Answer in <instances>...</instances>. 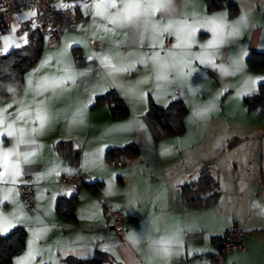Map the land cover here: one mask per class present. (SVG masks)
Wrapping results in <instances>:
<instances>
[{
	"label": "crops",
	"instance_id": "1",
	"mask_svg": "<svg viewBox=\"0 0 264 264\" xmlns=\"http://www.w3.org/2000/svg\"><path fill=\"white\" fill-rule=\"evenodd\" d=\"M233 1L236 11L228 15L224 7L207 10L204 0H117V8L102 7L101 16L96 15L94 6H103L108 0L55 1L69 7V27L60 36L59 45L44 46L37 65L24 72L23 91L0 103V120L9 124L15 121L16 131V137L0 140V211L9 214L13 222L21 220L27 231L25 248L13 260L24 256V264H67L68 256L89 257L107 248V264H211V254L219 249L222 232L237 225L248 232L245 250L228 254L227 261L264 264L263 209L259 204L243 205L233 198L226 199L220 183L226 167L235 175L239 172L237 165H217L230 160L222 158L223 152L216 144L229 143L233 135H206L203 128L200 132L195 128L190 139L181 132L156 141L145 119L150 97L161 106L180 97L192 112L195 127L207 130L209 126L238 122L241 113L231 110L232 102L244 103V94L257 87L249 81L264 77V69H248L245 62L251 50L264 52V0ZM130 4L137 5L139 19H129ZM149 4H155L159 12H152ZM121 10L122 15H116ZM29 12L24 10L22 18H28L24 14ZM218 13L227 15L212 23L210 18ZM181 22L198 30L193 42L199 46L181 43L174 48L178 42L173 39L172 47L162 50L177 54L167 60L175 59L179 74L169 77L167 63L157 66L149 57L161 51L152 45L171 36L163 29L171 24L178 31L184 27ZM12 24L15 26V20ZM217 25L218 31L212 33ZM25 33L22 30L9 36H20L24 41ZM88 37L101 44L90 46ZM185 53L200 54L211 63L201 64L195 55L188 58ZM101 56L108 58V66L101 64ZM69 75L74 76L75 83L69 82L61 89L39 87L46 80L54 82ZM234 80H238V86ZM105 88H114L127 103L129 113L125 117H112L108 103L88 106L91 96ZM234 91L236 101L231 94ZM145 93L148 95L142 98ZM9 104L12 107L5 111ZM37 107L42 108L45 118L42 130L38 122H32ZM21 108L26 124L16 119ZM188 122H184L185 130ZM21 127L26 128L24 133L19 132ZM4 130L0 125V132ZM61 139L71 141L79 150L77 163L57 152L55 145ZM129 143L138 146L137 153L107 155V145ZM10 148L14 151L7 154ZM17 163L21 170L18 178L12 175ZM78 168L90 175L75 187L63 177ZM203 169L219 181L220 196L213 202L192 204L183 197L181 186L185 183L181 181H193ZM24 174L33 180V208L20 200L18 182ZM97 181L102 184L95 192L86 186ZM239 193L240 198L245 196L243 190ZM60 196L67 200L76 196L75 217L58 210ZM129 209L136 211L127 214L119 234L111 225L110 212L120 210L126 214ZM141 233L142 239L138 238ZM174 238L181 241L179 249L166 259L153 241ZM29 241L34 253H39L35 260L27 257ZM193 251L198 254L192 255Z\"/></svg>",
	"mask_w": 264,
	"mask_h": 264
},
{
	"label": "trees",
	"instance_id": "2",
	"mask_svg": "<svg viewBox=\"0 0 264 264\" xmlns=\"http://www.w3.org/2000/svg\"><path fill=\"white\" fill-rule=\"evenodd\" d=\"M207 10L224 7L228 15H233L237 5L233 0H204ZM36 31L29 30L25 33V40L18 47H13L7 54L0 56V103L6 102L19 95L23 91V74L26 70L33 68L39 62L44 47L43 37H35ZM246 66L251 70L264 69V52L251 50L246 56ZM103 97L97 98V104L108 103L110 113L114 118L125 117L129 113L127 103L121 98L114 88ZM259 95L244 96L243 100L248 111L258 110L264 117V87L259 88ZM148 110L145 119L153 133L156 141L167 136L176 135L185 130L183 116L188 112L184 101L174 98L167 107L158 105L152 97L149 98ZM56 150L72 163L79 161L80 152L73 146L71 141L61 139L57 141ZM138 152L135 143L126 144L125 147H116L108 150L107 155L113 157L125 156ZM199 180L191 184H183L181 192L186 201L192 204H203L218 200L220 196L219 181L211 175L207 169H203ZM102 182L86 184L95 192ZM57 208L70 217H75L76 196L66 199L63 196L57 199ZM27 231L24 226L14 229L11 245L5 242V248L0 255V264H13V256L24 250L26 245ZM108 254L105 251L96 250L88 259H77L75 256L65 258L67 264H107Z\"/></svg>",
	"mask_w": 264,
	"mask_h": 264
},
{
	"label": "snow or ice",
	"instance_id": "3",
	"mask_svg": "<svg viewBox=\"0 0 264 264\" xmlns=\"http://www.w3.org/2000/svg\"><path fill=\"white\" fill-rule=\"evenodd\" d=\"M95 9H96V15L97 16H101L104 15V13L101 12V8L103 7L104 9H107L109 7L115 9L117 8V0H108V2L106 4H104L103 6L99 3L95 4ZM149 9L152 12H159V8L155 5V4H149L148 5ZM133 12V19L137 20L139 19L140 16V11L136 8L132 10ZM37 13H33V12H29V13H25V16H32L35 15ZM83 15H88V12H82ZM116 15H122V10L118 13H116ZM226 13H218V14H214V16L212 18H210V21L212 23H215L217 19H223L226 17ZM105 18H107L105 16ZM113 24H115L117 21L116 19H112L111 21ZM182 24H184V27L181 28L180 30H173L172 29V25L169 24L167 27H165L163 29V32L171 35L172 38L174 40H176L178 42V44H174L173 47H177L179 46L181 43L182 44H188L191 45L192 47H198L199 45L194 43V36L197 33V29L191 25H188L187 22H181ZM147 27V24L145 25ZM13 30H15V26H11ZM155 27V25L153 26ZM220 25H217V27H213L211 29L212 33H216L219 29ZM200 30H206V29H200ZM103 38V37H102ZM14 37L6 35V34H0V40H3L6 42L5 44V48H4V52L5 54H7L10 50V47H18L19 45H9L7 42L13 40ZM153 48L159 47L161 49V51H154L150 54V59L152 60L153 64L159 66V64L161 63H167L168 66V75L169 77H171L173 74H179V66L176 64L175 59H173L171 62H168L167 58L168 57H175L177 54L169 51L167 53H163V48L164 45L161 42H159L158 44H154L152 45ZM186 57L191 58L193 55H195L196 59L199 61V63L204 64V63H211V61H205L203 58H201L200 54H192V53H185L184 54ZM243 55H246V53H244ZM87 59L90 61L92 59V57H87ZM100 62L101 64H104L106 66L109 65V61L107 57L101 56L100 57ZM144 63V62H141ZM237 65L239 66V61L237 62ZM114 67V66H113ZM213 67H215V65H213ZM173 69H175V72H173ZM129 69H122V71H128ZM193 72L197 71L196 69L192 70ZM72 82L75 83L74 80V76L73 75H69L67 77V79H57L54 82H51L49 80H46L44 83H42L41 85H39L40 88L42 89H48L51 88L53 89V91L57 90V89H61L65 84ZM250 84H254L257 85V87L254 88H250L249 91L247 93H245L244 95L246 96H254V95H259V88L264 87V77L259 78L258 80H250L249 81ZM111 89L110 88H105L103 91L100 92H95L89 102H88V106L89 107H94L97 104V98L98 97H103L105 96ZM148 94L145 93L143 94L142 98H146ZM12 107L11 104L9 105H5V111ZM163 107H167V105H163ZM42 112V108L37 107L36 109V120L32 121L33 123L38 122L41 125V130L43 129V126L45 124V118L41 115ZM16 119L22 123H27V118L26 115L23 112V108H21L18 113L16 114ZM0 125H4L5 130L3 132H0V140L8 138V137H16V131L15 129V121H13L11 124L7 123L5 120H0ZM26 131L25 127H21L19 129L20 133H24ZM32 131H36V129H32ZM23 142V141H20ZM126 145H107L106 147L111 150L113 148L116 147H125ZM14 151V149L10 148L6 150L7 154H10ZM25 157H27V153L24 154ZM28 163H31V161H26ZM14 172H13V177L18 178L21 175V170H20V165L19 163L14 165ZM120 175V174H117ZM200 178L199 176L194 178V181H198ZM3 180V177L0 176V181ZM7 182V181H4ZM12 182H15V180H13ZM193 181H181V183H187V184H191ZM63 195H71V193H63ZM5 201L8 200V197L4 198ZM134 211H136L135 209H129V211L126 213L128 215H131ZM12 216H14V214H11ZM155 223V221H153ZM18 226H22V221L19 220L18 218L16 219V222H13L12 218H9V214H5L2 211H0V255H2V251L5 248V242H7V244L10 246L11 245V241H12V236H13V232L14 229ZM183 230H191L189 229H182ZM135 235V234H133ZM138 238L142 239L143 235L142 233L139 234ZM208 237H205V239H207ZM181 241L179 240V238H174V239H160V240H156L153 241V244L156 246L157 248V252H163V255L165 256V258L167 259L170 255L173 254L174 251H178L179 249V245H180ZM29 244V248L27 251V257L35 260L36 257L39 255V253H34L33 249L31 248V244L32 241L28 242ZM100 251H108L107 248H102L100 249ZM192 255H196L198 254L197 251H193L191 253ZM88 256H78L77 259H88ZM24 260L25 257L21 256V257H17L14 258L13 260V264H24ZM42 264H48V262H42Z\"/></svg>",
	"mask_w": 264,
	"mask_h": 264
},
{
	"label": "built area",
	"instance_id": "4",
	"mask_svg": "<svg viewBox=\"0 0 264 264\" xmlns=\"http://www.w3.org/2000/svg\"><path fill=\"white\" fill-rule=\"evenodd\" d=\"M56 0H0V34H17L22 30H35V37H43L44 46L47 48H56L60 42V36L70 25V9L67 6H60L55 3ZM66 1V0H62ZM29 10L33 13L26 19H23L21 13ZM15 20V30L12 29ZM90 46L97 47L100 41L94 38H87ZM173 38L165 36L163 39V49L172 47ZM3 54V43L0 40V56ZM119 163H124V159H119ZM90 175L78 168L74 172L67 173L63 179L75 187L83 184L84 178ZM20 200L27 208H33V180L28 174L20 177L18 182ZM112 227L122 234V223L128 217L120 210L110 212ZM248 232L237 226L232 225L226 228L221 234V247L211 254V264H232L227 261V255L240 250H245L244 240Z\"/></svg>",
	"mask_w": 264,
	"mask_h": 264
},
{
	"label": "rangeland",
	"instance_id": "5",
	"mask_svg": "<svg viewBox=\"0 0 264 264\" xmlns=\"http://www.w3.org/2000/svg\"><path fill=\"white\" fill-rule=\"evenodd\" d=\"M12 37L14 39L7 42L9 45H17L22 42L19 39L20 36L12 35ZM3 42L6 44L5 41ZM234 81L235 85L238 86V80ZM231 94L236 101L237 92L234 91ZM230 108L235 113H241L238 122L224 121L226 122L224 127L213 125L209 126L207 130L204 126L195 127V122H193L191 115L192 112L188 111L182 118L184 122L186 120L189 121L188 128L183 132H186L184 134L187 139L194 136L195 128L199 132L203 128L206 135L209 134L208 132H212L217 136L221 134L233 135L229 143L218 142L216 144V147L223 152L222 158L230 160V162L223 161L225 163L219 161L217 165H229L231 167L237 165L239 170L236 175L231 173L228 167L224 170L222 182L220 181V183L221 186L224 185L226 199L230 200L233 198L238 202L241 201L243 205L254 206L259 204L260 209H263L264 212V117L258 110L248 111L243 102L240 105L232 102ZM235 176L238 178L237 180L234 179ZM241 190L245 193L243 198H240L241 194L239 192Z\"/></svg>",
	"mask_w": 264,
	"mask_h": 264
},
{
	"label": "clouds",
	"instance_id": "6",
	"mask_svg": "<svg viewBox=\"0 0 264 264\" xmlns=\"http://www.w3.org/2000/svg\"><path fill=\"white\" fill-rule=\"evenodd\" d=\"M136 8H137V5H135V4H130V5H129L128 16H129V19H130V20L133 19V12H132V10H133V9H136Z\"/></svg>",
	"mask_w": 264,
	"mask_h": 264
},
{
	"label": "water",
	"instance_id": "7",
	"mask_svg": "<svg viewBox=\"0 0 264 264\" xmlns=\"http://www.w3.org/2000/svg\"><path fill=\"white\" fill-rule=\"evenodd\" d=\"M222 243L220 242L219 247H221Z\"/></svg>",
	"mask_w": 264,
	"mask_h": 264
}]
</instances>
